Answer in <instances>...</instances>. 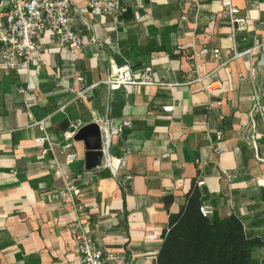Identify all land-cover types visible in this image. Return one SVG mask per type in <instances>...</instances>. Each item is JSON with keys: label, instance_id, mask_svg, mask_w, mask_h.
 Instances as JSON below:
<instances>
[{"label": "crops", "instance_id": "obj_1", "mask_svg": "<svg viewBox=\"0 0 264 264\" xmlns=\"http://www.w3.org/2000/svg\"><path fill=\"white\" fill-rule=\"evenodd\" d=\"M234 1L248 26L238 35V56L232 57L220 0H122L124 9L115 15L72 0L79 53L55 45L44 31L40 62L11 70L0 65V264H77L73 214L56 194L62 185L53 176L56 163L76 182L91 241L124 264H152L168 212L176 211L198 176L204 180L201 203L214 206L210 216L232 213L242 220L245 235L259 240L249 264H264V118L250 114L253 90L264 94V0ZM7 3L0 0V16ZM202 46L219 47L226 63L218 67L211 54L199 52ZM110 58L131 64L136 79L148 71L154 82L177 84L107 87L101 81ZM78 73L83 82L75 79ZM199 76L220 81L210 95ZM94 82L100 83L83 99L70 101L74 89ZM215 99L220 104L209 106ZM160 105H173L172 112ZM45 117L53 142L46 151L34 142L32 124ZM77 120L79 127L95 122L101 138L100 124L108 121L117 174L104 154L99 165L86 168L83 139L60 145L58 137ZM207 129L213 140L222 130L214 140L219 154ZM69 149L78 157L66 165ZM126 173L132 177L124 180Z\"/></svg>", "mask_w": 264, "mask_h": 264}, {"label": "built area", "instance_id": "obj_2", "mask_svg": "<svg viewBox=\"0 0 264 264\" xmlns=\"http://www.w3.org/2000/svg\"><path fill=\"white\" fill-rule=\"evenodd\" d=\"M86 5L92 9L98 10L101 14L115 15L124 9L122 0H84ZM7 8L4 16H0V65L6 69L29 68L32 61H41L42 57L39 51V41L44 31L51 34L52 42L55 45L63 46L71 53H79L82 49V37L78 31L73 28L74 20L71 16L72 0H8ZM221 17L227 21L230 28V40L232 44V57L240 55L237 50L238 35L244 34L248 30L247 19L239 11L238 5L234 0H220ZM245 36L242 37V39ZM202 53L211 54L212 58L217 61V66L226 63L227 60L222 57L219 47L209 48L202 46L199 50ZM109 71L105 79L101 81L107 87L119 88L124 84H166L164 82H154L151 79L150 73L144 71L138 78H134L131 74V64L127 61L117 63L113 58L109 59ZM237 76L241 77L238 72ZM75 79L82 81V75L76 74ZM202 85L203 91L210 95V90L219 84V80L199 76L195 78ZM100 82H94L91 85L83 86L74 89L70 101L76 103L83 99L85 95ZM177 83H168L171 86ZM220 100L215 99L209 102V106H218ZM165 112H172L173 105H160ZM251 111L250 114H257L261 119L264 118V94L259 89H254L251 96ZM32 124L36 127L38 133L33 137L35 143L46 149L52 148V139L50 131L46 126L45 118H33ZM108 121L105 120L100 124L103 129L101 138V150L104 154V164L111 168L112 173L117 174L116 167L113 165V160L108 153L111 139V131L106 128ZM81 125V121L77 120L71 126L73 131L66 130V137H72ZM251 129V127L249 128ZM214 140L219 142L222 136V130H216ZM205 136L208 138L209 145L216 153H220L219 146L210 135L209 129L205 131ZM216 142V143H217ZM214 145V146H213ZM78 154L74 150L65 152L63 162L66 165L71 164L76 160ZM221 172L227 173L224 170ZM53 176L60 179L61 187L57 188L56 194L59 198L65 199L66 204L73 214L70 221L72 228L73 241H75L77 264H106L107 260H114L115 264H124L122 256L112 252L103 251L99 246H95L90 238V226L85 220V209L83 203L78 197V188L75 181H71L63 175L61 165L56 163L53 170ZM76 180L81 178V172L75 173ZM132 175L126 173L124 180L131 178ZM261 183L264 184V175L261 178ZM204 184L202 177L195 178V185L198 187ZM199 210L203 216L208 217L214 211V206L210 203L200 204ZM152 264H160L157 254L149 257Z\"/></svg>", "mask_w": 264, "mask_h": 264}, {"label": "trees", "instance_id": "obj_3", "mask_svg": "<svg viewBox=\"0 0 264 264\" xmlns=\"http://www.w3.org/2000/svg\"><path fill=\"white\" fill-rule=\"evenodd\" d=\"M200 189L195 179L176 211H169L156 252L160 264H249L252 248L259 243L245 235L235 214L220 218L203 216ZM170 196L164 197L167 206Z\"/></svg>", "mask_w": 264, "mask_h": 264}, {"label": "water", "instance_id": "obj_4", "mask_svg": "<svg viewBox=\"0 0 264 264\" xmlns=\"http://www.w3.org/2000/svg\"><path fill=\"white\" fill-rule=\"evenodd\" d=\"M67 130L73 131L75 129L70 126ZM58 139L61 142L60 145L65 147H67L72 140L83 139L86 147L85 156L87 161L95 156V160L89 165H87L86 161V168L90 169L101 163L103 154L101 150V131L98 129L95 122L79 127L72 137H66L65 133H63Z\"/></svg>", "mask_w": 264, "mask_h": 264}]
</instances>
